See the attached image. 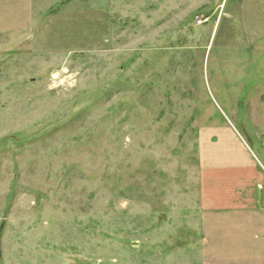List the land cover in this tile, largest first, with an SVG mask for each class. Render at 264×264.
Returning a JSON list of instances; mask_svg holds the SVG:
<instances>
[{
  "label": "rangeland",
  "instance_id": "1",
  "mask_svg": "<svg viewBox=\"0 0 264 264\" xmlns=\"http://www.w3.org/2000/svg\"><path fill=\"white\" fill-rule=\"evenodd\" d=\"M236 141L264 175V0H0V264L264 263V184L198 205Z\"/></svg>",
  "mask_w": 264,
  "mask_h": 264
},
{
  "label": "crops",
  "instance_id": "2",
  "mask_svg": "<svg viewBox=\"0 0 264 264\" xmlns=\"http://www.w3.org/2000/svg\"><path fill=\"white\" fill-rule=\"evenodd\" d=\"M236 145V156L229 159L230 164L212 169L198 168V205L208 216L225 214L244 218L248 214L255 220L257 212H261L264 175L240 143L236 141ZM245 221L243 219V225L249 227ZM255 222L259 224V220Z\"/></svg>",
  "mask_w": 264,
  "mask_h": 264
}]
</instances>
